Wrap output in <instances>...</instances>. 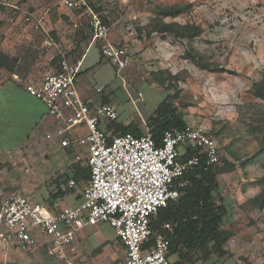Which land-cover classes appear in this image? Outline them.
I'll return each mask as SVG.
<instances>
[{"label":"rangeland","instance_id":"374dc122","mask_svg":"<svg viewBox=\"0 0 264 264\" xmlns=\"http://www.w3.org/2000/svg\"><path fill=\"white\" fill-rule=\"evenodd\" d=\"M61 1L0 0V48L3 44L9 46V56L17 60L14 70L28 71L48 54L54 55L53 62L60 63L81 45L83 34L92 38L88 15L67 11ZM88 3L109 20L110 42L128 52L130 63L122 77L127 75L131 82L143 80L127 90L126 79L109 69V87L119 118L108 127L137 123L139 118H146L147 123L160 103L170 96L187 124L209 128L217 138L221 157L217 202L229 198L232 203V224L223 229L235 234L232 247L241 264L246 257L250 264H263L264 208L255 207L251 200L264 190V101L256 98L253 91L254 84L264 79V0H88ZM175 6L183 10L175 18L158 14L159 9ZM29 16L32 21L27 22ZM162 21L198 26L202 35L190 42L155 32ZM48 38L58 47H46ZM190 45L203 54L214 70H203L187 59ZM10 74L1 70L0 79ZM139 93L142 100L138 99ZM180 151L184 154L186 147ZM19 161L13 155H0V209L11 196L26 194L30 165ZM27 188L39 189L33 180ZM40 189L45 191L44 187ZM101 234L89 236L92 247L102 244ZM107 245L99 259L84 251L89 259L77 258L78 264H121L125 257L123 245L118 241L113 252V244ZM37 252L28 253L32 261L40 255L48 261L45 264H60L44 250ZM200 256H208V260L196 264H217L212 260L217 254L202 251ZM178 261L179 256L174 255L172 262L183 264Z\"/></svg>","mask_w":264,"mask_h":264},{"label":"built area","instance_id":"2783aa9c","mask_svg":"<svg viewBox=\"0 0 264 264\" xmlns=\"http://www.w3.org/2000/svg\"><path fill=\"white\" fill-rule=\"evenodd\" d=\"M61 5L88 15L93 42L101 46L103 58L118 72L129 66L127 50L110 42L109 20L91 8L88 0H62ZM45 45L58 47L50 38ZM79 74L80 65L70 66L64 59L57 71L40 81L29 80L26 90L45 104L54 119L48 139L58 141L62 148L84 147L90 177L84 183L82 201L75 207H63L58 201L11 196L0 210V243L25 254L41 247L60 264H78L75 246L80 234L108 225L124 245L122 264H174L170 251L174 227L168 223L162 227L163 233H154L152 220L181 197L188 186L184 178L203 160L206 169L220 164L217 138L206 126L190 124L166 132L160 145L147 125L141 127L140 137L107 133L108 125L119 118L117 106L86 102L78 89ZM97 93L104 95L105 89H97ZM138 97L142 100L141 93ZM182 147H186L184 154ZM189 151L196 154L184 158ZM63 182L64 191L77 187L75 179Z\"/></svg>","mask_w":264,"mask_h":264},{"label":"crops","instance_id":"0c3cea01","mask_svg":"<svg viewBox=\"0 0 264 264\" xmlns=\"http://www.w3.org/2000/svg\"><path fill=\"white\" fill-rule=\"evenodd\" d=\"M84 35L81 39V45L71 50L66 60L70 66L80 65L78 87L82 98L86 102L107 103L111 101L114 103L112 91L109 87L111 86L109 69L113 68L118 73V76H121L124 81L126 79L127 90L132 89L139 83H143V80L131 82V79L125 74H123L125 76L123 78L122 73L125 69L118 72L103 58L101 46L98 43H94L92 38ZM0 49L8 55L11 54V50L8 51L9 46L5 44ZM40 58H44L43 62L37 61L35 66L28 71L22 72V75L14 72L4 80L0 79V155H13L18 161H25L27 165H30L28 170L29 177L27 178L29 182H25L24 192L26 194L24 195L37 202H46L52 195H57L53 201H58L63 207H75L81 203L83 186L86 180L89 179L85 172L87 169L86 155L83 146L73 144L69 148H62L58 141H52L47 138L51 133L50 128L54 119L48 115L45 104L27 92L26 84L31 79L40 81L45 75L57 71L60 63L53 62L55 58L52 54ZM100 88H105L104 95L97 93V89ZM145 119L139 118L136 121L137 123L134 124L147 125ZM128 125L130 123L125 124V126ZM105 130L107 133H111L108 128ZM76 174L78 180L74 178ZM73 178L77 181L76 189L73 191L62 190L63 181ZM32 180L39 187L38 190L31 191L30 188H27L31 185ZM42 187L45 188L44 192L40 189ZM100 233L103 234L101 235L106 238V241H103V237H101L102 244L98 247H92L88 240L89 236ZM235 238L234 235L228 241V245H231V247H225L226 251L232 253V257H217L212 260L217 264H241V258L238 259L234 255L235 252L232 247L234 244L233 239ZM117 240L122 244L116 237L114 230L108 225H100L96 228L85 230L80 234L75 246V256L78 259L85 258L88 260L89 258L84 256V251L87 250L89 255L95 254L97 255L95 259H99L104 255L108 243L113 244L111 251H114L118 244ZM40 249L44 250L38 247L34 252H39ZM45 254L47 255V253ZM29 256V254L22 253L6 243H0V264H45L48 262L40 255L35 257V262ZM247 258L242 259L244 264H250V260L248 261ZM124 259L125 257L123 262ZM49 261L53 260L49 259Z\"/></svg>","mask_w":264,"mask_h":264},{"label":"trees","instance_id":"16d2710c","mask_svg":"<svg viewBox=\"0 0 264 264\" xmlns=\"http://www.w3.org/2000/svg\"><path fill=\"white\" fill-rule=\"evenodd\" d=\"M96 10L99 11V9ZM182 11L181 7L175 6L169 9H159L158 14L164 18H175ZM154 31L173 35L176 39H188L190 42L202 35V30L198 26H182L163 21L155 27ZM186 56L203 70H210L213 67L205 60L203 54L192 45L188 47ZM16 62L17 60L0 51V71L6 70L11 74L14 72L21 74L22 72L14 70ZM253 91L256 98L264 101V79L254 84ZM147 126L157 144L160 145L166 132L173 129L183 130L187 123L175 108L171 97L167 96L148 120ZM108 131H111L113 135L131 134L135 137L143 135L141 126L134 123L128 126L111 125L108 127ZM195 154L196 152L189 151L184 155V158ZM205 162L203 160L202 165L196 167L184 178L188 181V186L182 190L181 197L176 202H170L152 220L154 233H163L162 227L165 224L173 225L174 232L170 234L172 238L170 251L172 255H178L179 262L183 264H195L197 261L208 260V256H200L202 251L217 254L218 257H232L226 251L225 245L235 234L223 229L225 225L232 224V203L229 198H222L219 203L217 202L219 164L206 169ZM85 172L89 178V169L87 168ZM76 176L77 174L74 178L78 180ZM262 182L264 184V178ZM56 197L57 195H52L48 201H53ZM251 203L255 207L264 208V190L252 199ZM152 243H154V236L150 241V244Z\"/></svg>","mask_w":264,"mask_h":264}]
</instances>
